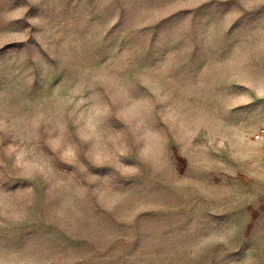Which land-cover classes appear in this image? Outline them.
<instances>
[{"label": "rangeland", "instance_id": "obj_1", "mask_svg": "<svg viewBox=\"0 0 264 264\" xmlns=\"http://www.w3.org/2000/svg\"><path fill=\"white\" fill-rule=\"evenodd\" d=\"M264 0H0V264H264Z\"/></svg>", "mask_w": 264, "mask_h": 264}, {"label": "built area", "instance_id": "obj_2", "mask_svg": "<svg viewBox=\"0 0 264 264\" xmlns=\"http://www.w3.org/2000/svg\"><path fill=\"white\" fill-rule=\"evenodd\" d=\"M254 138L256 140H264V127L260 128L257 130V132L255 133Z\"/></svg>", "mask_w": 264, "mask_h": 264}]
</instances>
